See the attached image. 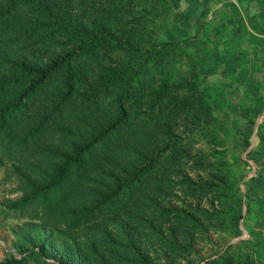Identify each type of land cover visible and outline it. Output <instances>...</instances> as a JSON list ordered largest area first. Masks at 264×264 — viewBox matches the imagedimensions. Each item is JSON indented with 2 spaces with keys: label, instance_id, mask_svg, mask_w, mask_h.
<instances>
[{
  "label": "trees",
  "instance_id": "16d2710c",
  "mask_svg": "<svg viewBox=\"0 0 264 264\" xmlns=\"http://www.w3.org/2000/svg\"><path fill=\"white\" fill-rule=\"evenodd\" d=\"M204 1L0 0V167L19 192L0 214L25 218L13 228L19 255L0 264H160L161 254L171 264L204 219L222 215L237 235L260 222L264 117L257 143L252 117L246 132H221L199 78V39L204 27L214 34ZM255 95L248 115L264 103ZM226 144L245 151L233 160L253 161L248 177ZM206 197L219 208H199ZM255 234L196 264H259Z\"/></svg>",
  "mask_w": 264,
  "mask_h": 264
},
{
  "label": "crops",
  "instance_id": "0c3cea01",
  "mask_svg": "<svg viewBox=\"0 0 264 264\" xmlns=\"http://www.w3.org/2000/svg\"><path fill=\"white\" fill-rule=\"evenodd\" d=\"M203 5L201 19L213 26L214 34L208 32L211 27H204L199 39L198 51L207 55L206 71L199 78L212 96L217 124L231 136L248 131L247 120L252 117L250 140L257 143L254 127L264 117V103L259 112L248 114L256 103L255 94L264 93V19L259 15L264 13V0H205ZM252 15L258 17L251 19ZM245 108L249 110L243 116ZM261 206L252 216L259 219L261 232L254 235L257 241L250 249L264 264V201Z\"/></svg>",
  "mask_w": 264,
  "mask_h": 264
},
{
  "label": "rangeland",
  "instance_id": "374dc122",
  "mask_svg": "<svg viewBox=\"0 0 264 264\" xmlns=\"http://www.w3.org/2000/svg\"><path fill=\"white\" fill-rule=\"evenodd\" d=\"M164 35L166 34L164 33ZM160 64L161 63L154 62L149 65L150 74L147 77V81L150 83V85L154 84L156 76L161 71ZM251 143L253 144V141ZM227 149L228 150L224 158L230 162L231 168L237 171L240 175L243 174L242 178L248 177V175L253 172L255 165L251 162L250 166H247L239 159L237 161L233 160L234 158H232L231 156L233 153H236L244 157L245 151H241L240 147L235 148L234 145L231 146L229 144L227 145ZM10 163V160H5L4 165L9 167ZM2 168L3 167H0V205L6 198H13L19 194L17 190L13 189L15 186L14 179L12 177L5 178ZM240 186L241 189H243L242 184H240ZM176 192L177 194H179L180 199H185V197L181 196L180 191ZM173 198L174 202H180L179 198ZM196 204L201 209L207 208L210 210L212 208H219L215 201L211 204L208 197L201 198L198 202H196ZM239 206L241 214L245 215V204L241 202L239 203ZM193 213L203 220L204 215L201 211L193 210ZM221 217L222 215H220V218ZM220 218L219 216H215L210 218V220L204 219L202 227L199 228L196 232V239L193 241L192 244L193 250L184 257H178L177 259L172 261L171 264H196L200 261L201 258L211 255L221 249L226 243H232L236 245L240 244L241 246H243L244 239L249 238V230L250 232L252 231L254 233L261 232L259 227L260 225L257 223H254L253 226L248 224L246 227L242 223H240L242 233L238 235L231 234L229 232V228L226 226L225 219H223V222L221 224H218V220ZM23 220H25V218L23 217H5L0 214V260L10 255H19L20 252L18 251V248L15 245L18 240V237L13 232V228H16L18 226L17 224H20ZM158 260L160 264H169V259L166 254H161Z\"/></svg>",
  "mask_w": 264,
  "mask_h": 264
},
{
  "label": "built area",
  "instance_id": "2783aa9c",
  "mask_svg": "<svg viewBox=\"0 0 264 264\" xmlns=\"http://www.w3.org/2000/svg\"><path fill=\"white\" fill-rule=\"evenodd\" d=\"M247 161L249 162V164H250L251 162H252V164H253V161H252L251 159H248Z\"/></svg>",
  "mask_w": 264,
  "mask_h": 264
}]
</instances>
